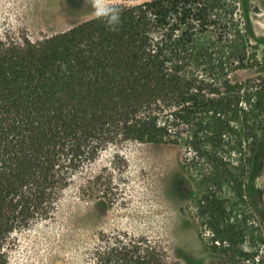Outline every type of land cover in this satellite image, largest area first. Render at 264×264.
<instances>
[{"label":"trees","instance_id":"obj_1","mask_svg":"<svg viewBox=\"0 0 264 264\" xmlns=\"http://www.w3.org/2000/svg\"><path fill=\"white\" fill-rule=\"evenodd\" d=\"M108 7L119 10L114 28L101 11L39 40L0 35V264H11L17 233L55 219L77 173L130 142L191 153L182 168L198 174L197 211L215 248L230 264L253 259L240 245L245 207L257 212L249 190L264 161V80L242 79L260 65L249 0ZM121 250L138 254L124 264H167L148 241Z\"/></svg>","mask_w":264,"mask_h":264},{"label":"rangeland","instance_id":"obj_2","mask_svg":"<svg viewBox=\"0 0 264 264\" xmlns=\"http://www.w3.org/2000/svg\"><path fill=\"white\" fill-rule=\"evenodd\" d=\"M144 1L100 0V4L104 10ZM249 7L250 22L259 39L250 41L249 51L255 47L260 65L242 71V79L264 80V0H249ZM100 12L97 0H0V35L25 34L39 40L67 31ZM191 157L178 146L110 145L76 174L54 220L15 235L11 264H124L138 255L128 252L125 256L121 250L135 239L160 247L167 264H230L229 256L215 248L220 244L213 242L211 230L198 214V174L182 168V161ZM82 186L87 189L86 196L81 195ZM97 197L105 202V210L93 207ZM249 197L257 212L245 207L248 230L240 247L257 254L253 259H240V264H264V161ZM231 218L240 220L241 214L233 211Z\"/></svg>","mask_w":264,"mask_h":264},{"label":"clouds","instance_id":"obj_3","mask_svg":"<svg viewBox=\"0 0 264 264\" xmlns=\"http://www.w3.org/2000/svg\"><path fill=\"white\" fill-rule=\"evenodd\" d=\"M98 18L102 19L109 28H114L119 22V10L115 7H107Z\"/></svg>","mask_w":264,"mask_h":264},{"label":"snow or ice","instance_id":"obj_4","mask_svg":"<svg viewBox=\"0 0 264 264\" xmlns=\"http://www.w3.org/2000/svg\"><path fill=\"white\" fill-rule=\"evenodd\" d=\"M98 7H100L101 11H103V6L100 4V0H97Z\"/></svg>","mask_w":264,"mask_h":264}]
</instances>
